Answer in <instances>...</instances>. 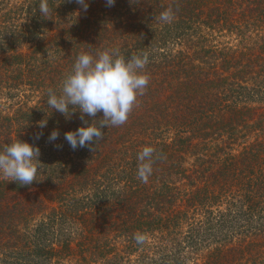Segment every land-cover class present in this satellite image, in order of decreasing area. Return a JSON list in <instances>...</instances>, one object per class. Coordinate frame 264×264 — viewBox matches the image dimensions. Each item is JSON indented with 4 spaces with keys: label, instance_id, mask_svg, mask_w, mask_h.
Here are the masks:
<instances>
[{
    "label": "trees",
    "instance_id": "obj_1",
    "mask_svg": "<svg viewBox=\"0 0 264 264\" xmlns=\"http://www.w3.org/2000/svg\"><path fill=\"white\" fill-rule=\"evenodd\" d=\"M85 3L0 0V150L40 153L30 185L0 175V264H264V0ZM104 51L147 55L149 83L124 124L72 149L64 133L92 118L49 91Z\"/></svg>",
    "mask_w": 264,
    "mask_h": 264
},
{
    "label": "clouds",
    "instance_id": "obj_2",
    "mask_svg": "<svg viewBox=\"0 0 264 264\" xmlns=\"http://www.w3.org/2000/svg\"><path fill=\"white\" fill-rule=\"evenodd\" d=\"M87 10L85 0H77ZM109 6L115 0H106ZM42 12L46 9H41ZM160 19L170 22L171 11L160 14ZM148 63L147 55L133 56L127 60L118 57L114 52L104 51L97 56L82 54L78 56L72 72L63 81L62 92L56 95L51 90L47 104L52 110L64 114L66 117L78 109L81 118L85 115L91 117V122H85L76 130L64 133V139L72 149L85 147L98 139L103 138L102 129L124 124L131 112L137 96L142 95L149 83L144 72ZM72 109L69 111V109ZM98 112L103 113V120L94 123L93 118ZM46 126V121L41 127ZM59 137V131L53 130L49 135L50 141ZM154 149L145 146L138 154L141 165L138 176L147 182L152 173V156ZM39 148L21 139L0 150V175L17 181L21 185H30L36 180L39 170ZM143 235L135 236L137 243H142Z\"/></svg>",
    "mask_w": 264,
    "mask_h": 264
}]
</instances>
